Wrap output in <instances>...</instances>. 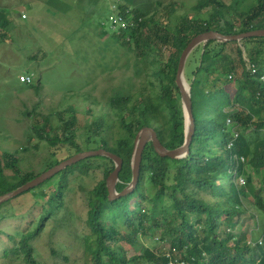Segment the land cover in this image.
<instances>
[{"label": "trees", "instance_id": "1", "mask_svg": "<svg viewBox=\"0 0 264 264\" xmlns=\"http://www.w3.org/2000/svg\"><path fill=\"white\" fill-rule=\"evenodd\" d=\"M211 1L199 0L196 8L201 10ZM215 2L208 17L183 16L181 25L174 30L163 29L165 26L159 25L157 18H146L147 9L134 6L132 13L137 18L142 17V21L138 26L113 34L124 46L139 50V54L154 55V72L161 81L156 100L137 105L131 120L122 118L119 121L118 137L100 134L99 129L109 125L92 124V133L99 136L94 141L102 143L96 149L105 148L123 159L116 186L118 192H123L132 182L135 139L143 127L155 125L154 114L166 118V126L157 125L155 129L167 148H178L185 142V116L176 76L181 53L190 40L210 30L233 35L264 28V0H258L249 10L241 12L221 0ZM129 6L128 3L121 5L124 10ZM0 22V27H6L4 8ZM145 28L149 30L146 34ZM241 41L246 44L245 48H237L243 79L236 86L235 95L226 89L232 79L231 73L237 69L235 60L226 54V46L239 41L209 40L200 44V64L190 81L196 128L188 155L161 157L153 143H147L134 190L116 199L110 198L107 187V178L115 169L114 161L108 156H90L66 167L53 176H59L60 180L51 198L41 202L36 195L33 197L38 206L34 211L38 214H32L33 210H28L27 214L20 211V217L14 218L19 208L12 200L0 204V234L5 235L0 240L10 243L0 250V258L6 260V264L20 259L26 264H38L34 256L35 241L45 230L47 221L52 219L50 215L64 207L60 198L66 193L69 178L99 170L102 177L88 197L89 233L83 235L88 243L85 264H168L164 251L160 253L158 247L154 250L140 242V236L152 235L153 229L159 233L161 242H168L169 238L170 244L180 249L186 264H264V235L249 240L243 223L239 224L246 213L244 200L249 195L264 215V37ZM165 44L175 48L166 59L161 50ZM246 58L256 65L255 74L248 70ZM231 107L233 112L229 111ZM46 120L44 124L34 125L40 140L52 146L67 142L77 152L83 150L75 141L72 119L60 126L63 139L51 133L49 118ZM61 161H50L44 171ZM41 172H24L20 159L13 152L4 151L0 155V195L17 189ZM239 178L244 183L239 184ZM49 181L35 188L38 190ZM43 194L47 196V192ZM207 196L212 200H207ZM9 223L17 225L13 232L6 230L5 225ZM255 225L259 226L257 219Z\"/></svg>", "mask_w": 264, "mask_h": 264}, {"label": "rangeland", "instance_id": "2", "mask_svg": "<svg viewBox=\"0 0 264 264\" xmlns=\"http://www.w3.org/2000/svg\"><path fill=\"white\" fill-rule=\"evenodd\" d=\"M113 1L147 9V19L157 18L158 24L169 30L180 26L183 16L208 17L216 6V0L201 10L196 8L199 0H0V7L10 18L9 26L0 27V155L6 150L13 152L20 159L24 172L39 173L50 161L64 160L77 153L70 143L52 146L37 137L34 125L44 124L47 117L51 133L59 134L61 139L64 138L62 122L72 119L75 141L82 151L91 150L102 144L94 141L99 138L92 133L94 122L110 126L99 129L100 134L118 137L122 118L131 120L137 105L157 99L161 81L154 72L155 56L139 54V50L124 46L109 30L108 34L104 33L101 24L107 23ZM221 1L233 5L236 12L247 11L258 3V0ZM230 13L237 16L233 11ZM144 32L149 30L145 28ZM239 46L245 48L246 44L239 41L226 46V54L237 66L226 85L232 95L237 93L236 86L243 79L237 53ZM162 48L164 59L175 50L169 44ZM200 48L201 45L194 49L185 63L184 72L189 83L200 64ZM22 75H30L31 81H22ZM153 121L154 128L166 126L162 114H154ZM45 128L49 130L48 125ZM89 136L92 138L88 139ZM227 176L229 180V171ZM101 177V171L92 170L69 178L66 193L60 198L64 207L50 215L52 219L47 221L45 230L35 241L34 256L38 264H85L88 243L83 235L89 233L88 197ZM49 180L38 190L32 188L10 199L19 208L14 218L20 217L22 212L27 214L28 210H33L32 214L39 213L34 211L38 206L33 197L36 195L41 202L51 198L60 177ZM237 181L240 184V178ZM256 182L260 186L258 178ZM43 192H47V196ZM206 199L212 200L209 196ZM252 200L250 195L244 200L246 213L239 221L249 240L264 235V215ZM256 219L259 226L255 225ZM5 227L7 232H13L17 225L9 223ZM151 233L140 236L143 246L154 250L158 247L160 253L168 251L172 241L168 238V242L163 243L159 233L154 229ZM2 236L5 235L0 234ZM9 245V241L0 240V250ZM6 262L0 258V264ZM13 264L26 262L20 259Z\"/></svg>", "mask_w": 264, "mask_h": 264}, {"label": "water", "instance_id": "3", "mask_svg": "<svg viewBox=\"0 0 264 264\" xmlns=\"http://www.w3.org/2000/svg\"><path fill=\"white\" fill-rule=\"evenodd\" d=\"M251 37H264V28H258L255 30H250L238 34L233 35H226L221 32L210 30L206 32H202L196 36H194L186 48L182 51L178 71L176 76V83L179 87L184 116H185V132H186V139L183 145L178 148L169 149L167 148L163 142L161 141L157 130L152 126H145L143 127L137 134L135 139V148L132 158V170H133V179L130 185L123 191L118 192L116 189L117 183L119 182V173L123 166V159L114 152L107 150L105 148H98V149H91V150H84L77 152L75 155L62 160L60 163L48 168L47 170L38 174L35 178L31 179L30 181L26 182L22 186L18 187L17 189L7 192L5 194L0 195V204L22 194L26 191L35 188L47 180L51 179L56 174L60 173L66 167L77 163L87 157L90 156H108L111 158L115 163L114 171L108 176L107 178V187L109 190V196L111 199H116L121 195H124L128 192H132L134 187L136 186L140 173H141V162L143 158V152L148 142H152L156 152L161 157H170V158H182L188 155L190 151V145L194 130L196 128L195 118L193 115V102H192V95H191V85L187 81L184 68L186 60L189 54L200 44H206L209 40H217L220 42L223 41H241L246 38Z\"/></svg>", "mask_w": 264, "mask_h": 264}, {"label": "built area", "instance_id": "4", "mask_svg": "<svg viewBox=\"0 0 264 264\" xmlns=\"http://www.w3.org/2000/svg\"><path fill=\"white\" fill-rule=\"evenodd\" d=\"M111 13L108 16L107 23L102 25L109 31L115 34H120L123 30H128L135 26H138L139 23L142 21V17H136L132 13V8L127 7L125 10L120 7L118 2L114 1L111 3ZM1 12V9H0ZM246 66L248 70L251 71L252 74L257 72V67L255 64L251 63L248 58H246ZM232 77V74L230 75ZM264 79V76L262 77ZM21 80L24 82H30L31 76L30 75H22ZM230 121V119H228ZM244 160V159H243ZM244 183L243 180L240 179V183ZM164 243V242H163ZM168 264H186L185 259L180 255V249L177 247L172 246L171 244L168 245ZM166 248V246H164ZM164 251V250H163Z\"/></svg>", "mask_w": 264, "mask_h": 264}, {"label": "clouds", "instance_id": "5", "mask_svg": "<svg viewBox=\"0 0 264 264\" xmlns=\"http://www.w3.org/2000/svg\"><path fill=\"white\" fill-rule=\"evenodd\" d=\"M114 2V1H113ZM116 2H118V1H116ZM118 4L120 5V7H121V5H123V4H127L126 2L125 3H121V2H118ZM130 7V6H129ZM132 8V7H131ZM0 9H1V11H2V8L0 7ZM0 14H1V12H0ZM102 25V24H101ZM102 28H103V30H104V33H106V34H108V30L102 25ZM113 34H115V33H113ZM112 34V35H113ZM232 77H233V75H232Z\"/></svg>", "mask_w": 264, "mask_h": 264}, {"label": "crops", "instance_id": "6", "mask_svg": "<svg viewBox=\"0 0 264 264\" xmlns=\"http://www.w3.org/2000/svg\"><path fill=\"white\" fill-rule=\"evenodd\" d=\"M1 8H2V7H1ZM2 9H3V8H2ZM9 24H10V18L7 17V22H6L5 25H6V26H9Z\"/></svg>", "mask_w": 264, "mask_h": 264}, {"label": "bare ground", "instance_id": "7", "mask_svg": "<svg viewBox=\"0 0 264 264\" xmlns=\"http://www.w3.org/2000/svg\"><path fill=\"white\" fill-rule=\"evenodd\" d=\"M167 253H168V252L166 251V252L164 253V255H167Z\"/></svg>", "mask_w": 264, "mask_h": 264}]
</instances>
